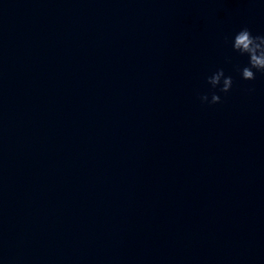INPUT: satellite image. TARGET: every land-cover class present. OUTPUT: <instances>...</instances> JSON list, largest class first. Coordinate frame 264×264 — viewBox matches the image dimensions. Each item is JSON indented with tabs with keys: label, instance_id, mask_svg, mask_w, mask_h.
<instances>
[{
	"label": "water",
	"instance_id": "1",
	"mask_svg": "<svg viewBox=\"0 0 264 264\" xmlns=\"http://www.w3.org/2000/svg\"><path fill=\"white\" fill-rule=\"evenodd\" d=\"M245 27L264 0H0V264H264Z\"/></svg>",
	"mask_w": 264,
	"mask_h": 264
},
{
	"label": "clouds",
	"instance_id": "2",
	"mask_svg": "<svg viewBox=\"0 0 264 264\" xmlns=\"http://www.w3.org/2000/svg\"><path fill=\"white\" fill-rule=\"evenodd\" d=\"M232 48L242 56L248 57V65L241 69V76L245 80H254L256 73H264V35L254 36L247 28H242L232 40ZM208 83L213 89L219 88L220 92L228 93L233 87V79L226 76L224 69L220 68L208 77ZM200 100L206 104H218L221 96L213 92L211 98L207 94L201 95Z\"/></svg>",
	"mask_w": 264,
	"mask_h": 264
}]
</instances>
